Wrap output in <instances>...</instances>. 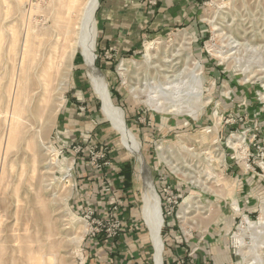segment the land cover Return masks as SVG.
I'll return each mask as SVG.
<instances>
[{
  "label": "rangeland",
  "instance_id": "1",
  "mask_svg": "<svg viewBox=\"0 0 264 264\" xmlns=\"http://www.w3.org/2000/svg\"><path fill=\"white\" fill-rule=\"evenodd\" d=\"M22 1L0 0V264H154L140 159L160 201L163 264H264V0H199L190 26L101 49L99 0L94 64L128 136L79 52L58 57V0ZM13 91L21 131L2 153Z\"/></svg>",
  "mask_w": 264,
  "mask_h": 264
},
{
  "label": "bare ground",
  "instance_id": "2",
  "mask_svg": "<svg viewBox=\"0 0 264 264\" xmlns=\"http://www.w3.org/2000/svg\"><path fill=\"white\" fill-rule=\"evenodd\" d=\"M20 1H22V0H20ZM22 2H21V4H22ZM98 2H99V0H58L59 7L54 8V12H53L54 16H55V20H57V23H56L57 36H58L57 38H59V37L61 38L60 43L58 42L60 44V46H59L60 50L58 52L59 53L58 57H60V59H62L65 55L68 60H71L72 57L74 56V54L76 52H79V54L82 57V60L85 63V67L87 69V74L89 76V80H90V83L93 87V90L95 91L97 97L100 100L101 107H102L104 114L112 121V124L114 125V127L118 131H120L124 136H128V132L125 130V127L123 125L122 112L118 107H116L113 104V100L111 98L109 89L107 87V83L102 78L103 75L100 72V70L94 64L95 43H96V36H97V23H96V19H95V11L98 7ZM29 3H30V1H29ZM13 32H15V31H13ZM28 32L29 31H27L26 35H25L23 50L21 51L22 53L20 52L21 53V60H20V66L21 67L20 68L24 72H25L24 69L27 68V66H26L27 62L26 61L27 60L30 61L32 59L34 52H35V50L33 49V45L31 47V44H33V42H30ZM15 34H17V33H14V35L13 34L12 35L14 37L18 35V34L17 35H15ZM24 34L25 33H23V36H24ZM18 37H15V38L17 39ZM12 40L14 41L13 37H12ZM15 41H17V40H15ZM15 41L13 44L17 43ZM22 42H23V40H22ZM37 42H38V40H37ZM13 44H12V46H13ZM18 44H20V43H18ZM15 46H16V44H15ZM35 57H36V55H35ZM48 62H49V59H48ZM48 62H47V64H48ZM32 66H34V65H32ZM24 72H22V73H24ZM43 72L45 73V75H44L45 82H48V84H49L50 80L52 78V75L50 74L49 71H46L45 69H43L41 73H43ZM27 73H28V71H27ZM12 86H13V84H12ZM18 88H16V89L18 90ZM9 92L11 93V89ZM13 93H14V91H13ZM16 93H14V95ZM17 96L16 97L12 96L14 98L13 102L15 100V103H14L13 108L10 109V112H8V110H7V112L5 111L6 114L4 117V126H5V128H7V137H6V144H5L4 148H2L3 149L2 153L5 152V150H7L8 146L11 144L12 141H14V139L20 134V131H21V129L19 127L20 125L18 123V120L20 118L18 117L19 114L16 110L17 106H15L16 101H17L16 100ZM12 97H10V98H12ZM140 177H141L142 182L144 184V190L142 192L143 219H144V222H145V224L148 228V231H149L150 241H151L153 247L155 248V254H154L155 261L154 262H155V264H163V258H162L163 243H162L160 233H159V229L163 223V217H162V212H161V208H160V201H159V197H158L157 193H155V191H154L149 171L146 168L145 164L143 163L142 159H140ZM246 222L248 223L249 226L252 225V223L250 221H246ZM31 258H30V261H31ZM247 264H255V263L253 261H251V262H248Z\"/></svg>",
  "mask_w": 264,
  "mask_h": 264
},
{
  "label": "crops",
  "instance_id": "3",
  "mask_svg": "<svg viewBox=\"0 0 264 264\" xmlns=\"http://www.w3.org/2000/svg\"><path fill=\"white\" fill-rule=\"evenodd\" d=\"M198 5L199 0H104L97 16L99 48H120L122 44L133 47L149 32L167 31L182 23L188 27L195 20ZM112 175L114 182H124L123 169H117ZM177 253L180 254L175 249L171 261L176 260ZM199 263L197 259L186 258L185 264Z\"/></svg>",
  "mask_w": 264,
  "mask_h": 264
},
{
  "label": "trees",
  "instance_id": "4",
  "mask_svg": "<svg viewBox=\"0 0 264 264\" xmlns=\"http://www.w3.org/2000/svg\"><path fill=\"white\" fill-rule=\"evenodd\" d=\"M126 167V165H125ZM123 178H124V183L129 186L130 181H131V172L127 171L126 169H123Z\"/></svg>",
  "mask_w": 264,
  "mask_h": 264
},
{
  "label": "built area",
  "instance_id": "5",
  "mask_svg": "<svg viewBox=\"0 0 264 264\" xmlns=\"http://www.w3.org/2000/svg\"><path fill=\"white\" fill-rule=\"evenodd\" d=\"M153 1H154V0H153ZM74 148H75V151H76V152H78V151L80 150V147H78V148H77V147H74ZM168 190H169V189H167V190L165 189L166 192H167ZM166 203H167V205H171V204H172V206H173V204H175L176 201H175V200H169V201H167ZM168 209H171V208H168V207L165 206V211H166L167 213H170V212L168 211Z\"/></svg>",
  "mask_w": 264,
  "mask_h": 264
}]
</instances>
